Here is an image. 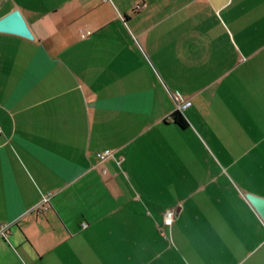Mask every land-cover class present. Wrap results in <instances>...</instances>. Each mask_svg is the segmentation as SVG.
Wrapping results in <instances>:
<instances>
[{
  "label": "crops",
  "instance_id": "1",
  "mask_svg": "<svg viewBox=\"0 0 264 264\" xmlns=\"http://www.w3.org/2000/svg\"><path fill=\"white\" fill-rule=\"evenodd\" d=\"M13 9L33 36L0 30V264H264V0Z\"/></svg>",
  "mask_w": 264,
  "mask_h": 264
},
{
  "label": "water",
  "instance_id": "2",
  "mask_svg": "<svg viewBox=\"0 0 264 264\" xmlns=\"http://www.w3.org/2000/svg\"><path fill=\"white\" fill-rule=\"evenodd\" d=\"M0 30L21 34L27 37L33 36L29 25L18 9H13L0 17ZM246 197L264 220V197L250 192L246 193Z\"/></svg>",
  "mask_w": 264,
  "mask_h": 264
},
{
  "label": "built area",
  "instance_id": "3",
  "mask_svg": "<svg viewBox=\"0 0 264 264\" xmlns=\"http://www.w3.org/2000/svg\"><path fill=\"white\" fill-rule=\"evenodd\" d=\"M185 103H179L177 104V107L180 108L184 105ZM0 132H1V128H0ZM108 154H111V151L108 149H103L101 151H99V157L100 159L106 157ZM49 200V195L45 194L42 198V203H46ZM176 214V209L174 207H168L165 210H163L162 212V226L161 227H168L170 228L174 217ZM9 227V222H2L0 223V235H6L7 234V230ZM161 233L164 234V236L169 237V234L164 232V229H161Z\"/></svg>",
  "mask_w": 264,
  "mask_h": 264
},
{
  "label": "trees",
  "instance_id": "4",
  "mask_svg": "<svg viewBox=\"0 0 264 264\" xmlns=\"http://www.w3.org/2000/svg\"><path fill=\"white\" fill-rule=\"evenodd\" d=\"M175 122H177L180 125H185L186 121L183 118V116L181 115V113L179 112V110H174L171 115H170Z\"/></svg>",
  "mask_w": 264,
  "mask_h": 264
}]
</instances>
